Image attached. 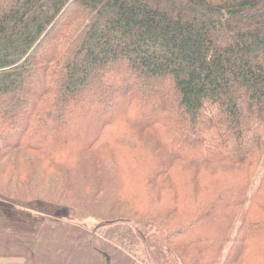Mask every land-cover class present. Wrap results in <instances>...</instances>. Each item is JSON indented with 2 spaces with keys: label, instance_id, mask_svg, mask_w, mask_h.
<instances>
[{
  "label": "trees",
  "instance_id": "16d2710c",
  "mask_svg": "<svg viewBox=\"0 0 264 264\" xmlns=\"http://www.w3.org/2000/svg\"><path fill=\"white\" fill-rule=\"evenodd\" d=\"M263 157L264 0H0V202L264 264Z\"/></svg>",
  "mask_w": 264,
  "mask_h": 264
},
{
  "label": "rangeland",
  "instance_id": "374dc122",
  "mask_svg": "<svg viewBox=\"0 0 264 264\" xmlns=\"http://www.w3.org/2000/svg\"><path fill=\"white\" fill-rule=\"evenodd\" d=\"M43 163L46 164L47 161L44 160ZM263 170L264 157L252 179L248 191L249 196L255 188L254 185L258 183ZM50 193L55 195L50 199H57V190L50 189ZM64 205L63 203H46V205L43 203H35L24 208L29 211L39 210L40 213L49 214L51 218L48 219L58 223L55 232L56 237H59L58 232H63L61 228L68 229L66 234L71 240L67 247L75 251L72 259H78L87 264H106L110 258L111 264H159L156 253L154 250H148L146 248L142 239L137 235L133 223L117 221L112 224L99 225V222L91 218L71 219L68 217L66 213L67 207Z\"/></svg>",
  "mask_w": 264,
  "mask_h": 264
},
{
  "label": "crops",
  "instance_id": "0c3cea01",
  "mask_svg": "<svg viewBox=\"0 0 264 264\" xmlns=\"http://www.w3.org/2000/svg\"><path fill=\"white\" fill-rule=\"evenodd\" d=\"M48 218L39 210L0 203V264H87L72 259L68 229L56 237L58 223Z\"/></svg>",
  "mask_w": 264,
  "mask_h": 264
}]
</instances>
